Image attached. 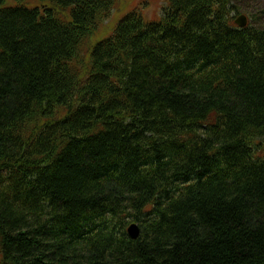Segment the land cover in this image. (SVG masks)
I'll use <instances>...</instances> for the list:
<instances>
[{
    "label": "trees",
    "instance_id": "16d2710c",
    "mask_svg": "<svg viewBox=\"0 0 264 264\" xmlns=\"http://www.w3.org/2000/svg\"><path fill=\"white\" fill-rule=\"evenodd\" d=\"M233 1L92 42L115 0H0V264H264V27Z\"/></svg>",
    "mask_w": 264,
    "mask_h": 264
},
{
    "label": "rangeland",
    "instance_id": "374dc122",
    "mask_svg": "<svg viewBox=\"0 0 264 264\" xmlns=\"http://www.w3.org/2000/svg\"><path fill=\"white\" fill-rule=\"evenodd\" d=\"M233 5L237 8V11L232 13L233 20L240 14H244L248 18L245 25L264 27V0H234ZM165 7L166 0H115V6L109 19L101 23L102 27L97 30L98 33L93 36L92 42L101 38L107 30L109 31L113 27L114 22L131 8L140 9V12L142 10L144 18L149 20L158 19L163 14L162 10ZM128 226L129 223L126 230Z\"/></svg>",
    "mask_w": 264,
    "mask_h": 264
},
{
    "label": "water",
    "instance_id": "95a60500",
    "mask_svg": "<svg viewBox=\"0 0 264 264\" xmlns=\"http://www.w3.org/2000/svg\"><path fill=\"white\" fill-rule=\"evenodd\" d=\"M247 22L246 16L241 14L239 15L236 19H235V23L239 26V27H244L245 24ZM127 233L131 238H136L138 236V226L135 223L130 224L127 227Z\"/></svg>",
    "mask_w": 264,
    "mask_h": 264
},
{
    "label": "bare ground",
    "instance_id": "6f19581e",
    "mask_svg": "<svg viewBox=\"0 0 264 264\" xmlns=\"http://www.w3.org/2000/svg\"><path fill=\"white\" fill-rule=\"evenodd\" d=\"M210 4V3H209ZM210 6V5H209ZM241 15V14H240ZM244 15V14H243ZM234 24H236L235 23V19H234ZM250 41V40H249ZM240 86V85H239ZM79 89V88H78ZM69 96V95H68ZM98 102V101H97ZM96 103V102H95ZM171 114V113H170ZM184 117V116H183ZM94 124V123H93ZM181 151V150H180Z\"/></svg>",
    "mask_w": 264,
    "mask_h": 264
}]
</instances>
